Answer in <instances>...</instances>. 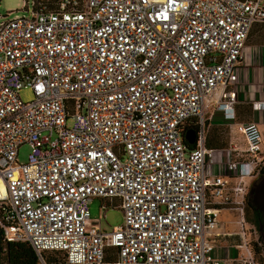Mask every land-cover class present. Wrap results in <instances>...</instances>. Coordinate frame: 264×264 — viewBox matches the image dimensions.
Returning a JSON list of instances; mask_svg holds the SVG:
<instances>
[{"label":"built area","instance_id":"1","mask_svg":"<svg viewBox=\"0 0 264 264\" xmlns=\"http://www.w3.org/2000/svg\"><path fill=\"white\" fill-rule=\"evenodd\" d=\"M24 9L0 22L2 238L68 264H101L110 247L113 264H261L244 241L229 257L213 251L214 238L241 234L222 231L219 215L242 213L264 167V129L238 123L244 146L214 148L206 121L217 110L236 119L264 0H31ZM250 107L264 111V98ZM94 198L119 199L122 223L106 231L93 221Z\"/></svg>","mask_w":264,"mask_h":264},{"label":"rangeland","instance_id":"2","mask_svg":"<svg viewBox=\"0 0 264 264\" xmlns=\"http://www.w3.org/2000/svg\"><path fill=\"white\" fill-rule=\"evenodd\" d=\"M28 1L30 7L31 0H1L0 1V22L7 20L14 14H25L26 10L24 7ZM19 96L23 101H29L33 98L32 92L28 87L19 90ZM209 107L206 109L205 117L211 113ZM215 114L212 115V119ZM213 121V120H212ZM70 121H68L69 124ZM211 132L213 135L219 139V147H227L229 135L227 128L225 126H210L209 135L211 137ZM238 145L243 147V141L238 139ZM28 145L22 144L18 148L17 159L18 162H25L28 155ZM262 177V176H261ZM254 183V182H253ZM252 183V184H253ZM252 186V185H251ZM246 198V197H245ZM244 202L242 213L234 211L233 215L229 212L221 213V220L228 223L233 220L232 223L234 230L240 232L241 234H234L237 240L245 242L250 246L253 255L259 263L264 264V177L262 179L258 178L255 180L254 190L252 194V203L255 204L261 211L263 217V230L260 232L256 227L252 226V222L249 220L252 215V211L249 208L250 203ZM101 204H104L105 210L101 209ZM119 199H101L94 198L90 204V217L93 221H98L99 225L106 231H111L114 227L120 225L123 221L122 209L118 206ZM231 226V225H230ZM227 227L223 225L222 230H226ZM259 236V239L257 237ZM58 264H62V255L60 253L46 252L42 253L41 257L38 258L40 264H46V257Z\"/></svg>","mask_w":264,"mask_h":264},{"label":"crops","instance_id":"3","mask_svg":"<svg viewBox=\"0 0 264 264\" xmlns=\"http://www.w3.org/2000/svg\"><path fill=\"white\" fill-rule=\"evenodd\" d=\"M236 98L237 103L235 105L236 110V119L234 122L225 120L222 117L221 111H214L215 116L212 119L210 114L209 119L206 121L207 124V139L206 144L209 143L208 147H219V139L213 135L211 132V137L209 135L210 126H225L229 135L228 145L230 141H235L238 144V139L244 140L242 134L237 130L236 124L246 123L249 121L256 122L259 124L261 129H264V111H253L250 107V104L253 100L264 98V24L255 23L247 37L245 48H244V61L240 65L239 72V83L236 87ZM209 115V114H208ZM213 120V121H212ZM230 123V127L228 124ZM239 146V145H238ZM242 147V146H240ZM219 160V156L216 157ZM218 168L221 172V168L217 169L215 166H210L212 171L217 170ZM229 212L233 215L234 211L223 210L221 213ZM220 213V215H221ZM219 215L220 222L227 227L225 232L235 233L236 231L233 228V220H230L228 223L221 220ZM231 225V226H230ZM223 229V228H222ZM224 236L214 238L216 241L214 248V255L217 257H229L234 255V249L231 245L237 241L236 237Z\"/></svg>","mask_w":264,"mask_h":264},{"label":"trees","instance_id":"4","mask_svg":"<svg viewBox=\"0 0 264 264\" xmlns=\"http://www.w3.org/2000/svg\"><path fill=\"white\" fill-rule=\"evenodd\" d=\"M187 123L188 125L186 126V129L195 130L197 125L194 121H189ZM187 146L190 147L192 146V144L187 142ZM207 146H210V144L207 143ZM263 174H264V168L261 171V176H263ZM254 185H255V181L250 187V190L246 198L244 199V202L250 203L249 208L252 211V215L249 220L257 227L258 225L260 226L263 225V217L260 209L255 204L252 203V194L254 190ZM115 251H116L115 248L110 247L109 251L106 253L104 260L101 264H113L115 258ZM53 253H58V252H53ZM38 258H39L38 255L27 243L5 241L0 233V264H40ZM45 262L46 264H58L54 262V260H51L48 256L46 257ZM62 264H68L65 262L63 256H62Z\"/></svg>","mask_w":264,"mask_h":264},{"label":"water","instance_id":"5","mask_svg":"<svg viewBox=\"0 0 264 264\" xmlns=\"http://www.w3.org/2000/svg\"><path fill=\"white\" fill-rule=\"evenodd\" d=\"M185 139L188 143H192L194 141V130H188L185 133Z\"/></svg>","mask_w":264,"mask_h":264},{"label":"flooded vegetation","instance_id":"6","mask_svg":"<svg viewBox=\"0 0 264 264\" xmlns=\"http://www.w3.org/2000/svg\"><path fill=\"white\" fill-rule=\"evenodd\" d=\"M264 168V167H263ZM262 168V169H263ZM262 169H261V171H262ZM261 171H260V174H259V176H258V178L261 176ZM264 177V174H263V176L262 177H260L259 179H262ZM258 179V180H259ZM250 190V189H249ZM249 192V191H248ZM252 226H254V227H256L253 223H252ZM260 232L263 230V225L262 226H260V225H258L257 227H256Z\"/></svg>","mask_w":264,"mask_h":264},{"label":"bare ground","instance_id":"7","mask_svg":"<svg viewBox=\"0 0 264 264\" xmlns=\"http://www.w3.org/2000/svg\"><path fill=\"white\" fill-rule=\"evenodd\" d=\"M4 192V184L0 182V196Z\"/></svg>","mask_w":264,"mask_h":264}]
</instances>
